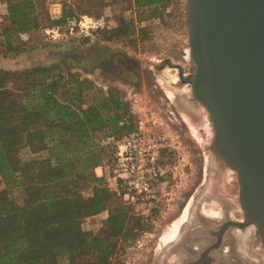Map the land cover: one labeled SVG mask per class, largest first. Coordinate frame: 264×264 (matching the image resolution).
Instances as JSON below:
<instances>
[{"label":"trees","instance_id":"obj_1","mask_svg":"<svg viewBox=\"0 0 264 264\" xmlns=\"http://www.w3.org/2000/svg\"><path fill=\"white\" fill-rule=\"evenodd\" d=\"M177 1L134 0L137 7L157 11H167ZM65 3L61 17L53 19L48 1L8 0L0 23V55L15 53L13 39L25 43L21 34L30 36L43 18L49 26H59L75 7L80 9L79 0L68 8ZM115 32L130 35L134 26L124 23ZM48 71L41 65L0 68V264H125L116 258L118 238L126 243L145 229L139 214L129 205H113L99 233L84 230L82 224L107 209L108 178L120 187L112 171L98 176L93 169L104 164L110 142L141 131V126L131 102L114 88L103 93L73 76L63 87ZM9 83L19 85L14 93ZM27 151L34 157L23 159ZM32 174L37 176L33 185L20 183ZM78 180L85 188L91 184L85 190L88 196L73 191Z\"/></svg>","mask_w":264,"mask_h":264},{"label":"rangeland","instance_id":"obj_2","mask_svg":"<svg viewBox=\"0 0 264 264\" xmlns=\"http://www.w3.org/2000/svg\"><path fill=\"white\" fill-rule=\"evenodd\" d=\"M68 1L73 2H61H66L68 8ZM79 2L80 9L75 7L72 17L64 24L49 26L43 18L40 28L32 31L30 36L21 34L25 43L13 39L18 49L10 55H0V68L21 70L41 65L49 69L48 77L57 78L63 87L73 76L91 82L103 93L112 87L131 102L132 114L141 131L153 139L158 150L159 169L153 179V196H141L138 202L128 203L113 183L107 184V209L83 219L82 227L99 233L97 231L113 205H129L139 214L145 229L126 243L120 244L118 238L116 258L125 264H153L159 249H164L166 233L179 219L183 218L182 226L186 223L189 211L202 191L206 188L214 190L213 196L216 191L225 189L229 198L236 197L235 172L211 151L212 128L205 109L190 93L189 81L179 82L172 76L181 68L187 78L195 67L187 42L185 0L173 3L167 11H157L152 6L137 7L134 0ZM44 7L41 3L43 11ZM79 21L83 25L78 24ZM128 22L134 26V32L115 35V30L123 29V24ZM8 86L12 93L13 88L19 87L16 83ZM90 97L91 93L86 100ZM113 144L110 142L104 160L107 173L111 171ZM21 157L30 159L34 156L27 151ZM216 164H223V167L217 171ZM93 173L96 175L95 169ZM36 181L37 176L32 174L25 184L33 185ZM87 186L88 189L78 180L73 191L88 196L85 190H89L91 184ZM210 203L217 210L215 203ZM255 242L258 243L256 247H261L258 235ZM83 259L81 257L80 262Z\"/></svg>","mask_w":264,"mask_h":264},{"label":"water","instance_id":"obj_3","mask_svg":"<svg viewBox=\"0 0 264 264\" xmlns=\"http://www.w3.org/2000/svg\"><path fill=\"white\" fill-rule=\"evenodd\" d=\"M190 93L210 149L235 172L236 202L264 259V0H185Z\"/></svg>","mask_w":264,"mask_h":264},{"label":"flooded vegetation","instance_id":"obj_4","mask_svg":"<svg viewBox=\"0 0 264 264\" xmlns=\"http://www.w3.org/2000/svg\"><path fill=\"white\" fill-rule=\"evenodd\" d=\"M172 76L179 82L188 80L181 68H178L177 75ZM211 192L214 190L206 188L199 194L189 211L188 220L176 238L164 244V249H159L153 264L264 263L259 257V247H256L257 233L249 223H245L241 210L229 205L231 198L225 189L216 191L213 196ZM211 196L212 200L209 199ZM219 197L220 202L216 200ZM210 201L215 203L217 210Z\"/></svg>","mask_w":264,"mask_h":264},{"label":"built area","instance_id":"obj_5","mask_svg":"<svg viewBox=\"0 0 264 264\" xmlns=\"http://www.w3.org/2000/svg\"><path fill=\"white\" fill-rule=\"evenodd\" d=\"M61 1H48L47 10L51 18H58L61 15ZM7 3L8 0H0V23L7 13ZM78 24L83 25L82 21ZM112 158L111 171L119 180L120 187L116 184V189L118 194L121 192L122 199L134 204L141 196L148 198L153 196L152 190L155 187L153 179L159 169L158 150L153 139L142 131L123 135L113 144Z\"/></svg>","mask_w":264,"mask_h":264},{"label":"bare ground","instance_id":"obj_6","mask_svg":"<svg viewBox=\"0 0 264 264\" xmlns=\"http://www.w3.org/2000/svg\"><path fill=\"white\" fill-rule=\"evenodd\" d=\"M223 167V164L222 165H220V164H216V169L217 168H222ZM224 168H225V166H224ZM227 169V168H226ZM217 171H218V169H217ZM226 173H227V171H226ZM230 174H231V172H230ZM222 197V196H221ZM230 200H229V198H228V200H229V205H231L232 207H238V205H237V202H236V197H231L230 196ZM216 200L217 201H219L220 202V197L219 198H216ZM218 204V203H217ZM187 205V204H186ZM239 208V207H238ZM218 209V208H217ZM176 222V221H175ZM182 222H183V218H181V219H179V221L172 227V228H170L169 229V231L165 234L166 235V239H165V241H164V243L166 244V243H169V242H171V241H173L175 238H176V236H177V234L179 233V230H180V225L182 224ZM182 226V225H181ZM259 247V249H258V253H259V257L261 258V260L263 259V253H262V250H261V247L260 246H258ZM263 261H264V259H263ZM264 264V263H263Z\"/></svg>","mask_w":264,"mask_h":264},{"label":"crops","instance_id":"obj_7","mask_svg":"<svg viewBox=\"0 0 264 264\" xmlns=\"http://www.w3.org/2000/svg\"><path fill=\"white\" fill-rule=\"evenodd\" d=\"M106 170H107V166L105 164L95 167V172H96V175H98V176L99 175H102V174H103V176H105L107 174ZM108 179H109V182H108L109 184H112L113 183L114 186H116V183L112 180V178L111 179L108 178ZM25 181H26V179L21 180L20 183L24 185L25 184ZM1 188L2 189L4 188V184L0 181V190H1Z\"/></svg>","mask_w":264,"mask_h":264}]
</instances>
